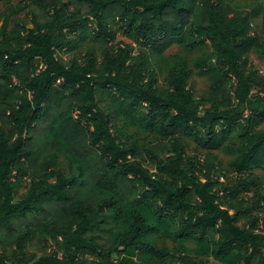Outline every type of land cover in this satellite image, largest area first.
I'll return each instance as SVG.
<instances>
[{"label":"trees","instance_id":"obj_1","mask_svg":"<svg viewBox=\"0 0 264 264\" xmlns=\"http://www.w3.org/2000/svg\"><path fill=\"white\" fill-rule=\"evenodd\" d=\"M3 17L0 264H201L148 244L162 227L264 264V72L249 60L264 64V0H29ZM120 31L138 48L113 46ZM129 128L156 136L144 159ZM35 239L52 253L28 255Z\"/></svg>","mask_w":264,"mask_h":264},{"label":"rangeland","instance_id":"obj_2","mask_svg":"<svg viewBox=\"0 0 264 264\" xmlns=\"http://www.w3.org/2000/svg\"><path fill=\"white\" fill-rule=\"evenodd\" d=\"M27 1L29 0H0V33H1V28L3 25V13L5 10L9 7L17 8L18 6H24ZM214 1H221V0H214ZM226 1V0H223ZM22 22L26 24L27 26L31 27L30 23V17L25 15L22 17ZM259 24L258 21L254 22V28L257 30L258 27L257 25ZM264 31V30H263ZM260 32V30H259ZM261 33V32H260ZM132 44L134 45L129 39H127L123 33L120 31L117 35L116 41L113 43V46H124ZM136 49L138 46L134 45ZM181 52V49L178 46H173L169 50L165 52V57H169L172 55H175L177 53ZM85 51L82 49L81 51H77L75 53H69V54H64L62 53L61 56L65 62H70L71 60L77 58L79 61H81V58L84 56ZM249 60L251 62L250 67L253 68L254 70L258 71L259 73L264 72V64L263 61L256 55L255 53L251 52L249 54ZM192 82L195 85V90L199 95H202L206 91L210 89L211 86V80L207 78L200 77L196 74H194L192 78ZM163 83V79H160V84ZM129 134L132 135L135 139L138 140L139 146H140V159H144V151L145 148L148 146V144L156 139L155 135H148V134H143L142 132L129 128L128 130ZM185 139V138H184ZM188 147H189V152L190 153H199L203 154V150H201L196 143H194L192 140H188ZM198 151V152H197ZM219 158L223 160V168L227 167V158L224 157L222 154H219ZM255 174H258L262 178L263 186H264V172L262 170H255ZM28 181L25 182V186L27 185ZM25 187L23 188L24 192ZM133 199H131V202L129 204H132ZM129 210L131 208L129 207ZM132 211V210H131ZM264 214V213H263ZM111 230L116 233L119 232L121 229V226H116L114 223L112 226H110ZM147 243L153 245L156 248H162L164 249L165 247L170 250L171 253L175 254L177 257L180 256H190L197 261H199L201 264H226L224 261H220L217 259H214L213 257H210L207 255L206 247L205 245H200L197 242L189 241V242H184V243H179V242H173L169 240L168 238L165 237V230L164 227L160 229L158 233L151 234L147 238ZM54 250V246L52 244H49V246H45L41 240L35 239L33 243L29 246L27 249L28 255L31 254H51L52 251Z\"/></svg>","mask_w":264,"mask_h":264}]
</instances>
